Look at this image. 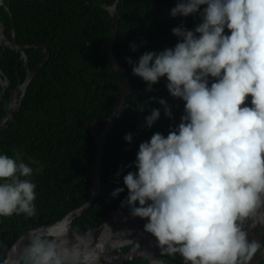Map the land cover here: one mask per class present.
I'll use <instances>...</instances> for the list:
<instances>
[{
  "label": "clouds",
  "instance_id": "9594fccd",
  "mask_svg": "<svg viewBox=\"0 0 264 264\" xmlns=\"http://www.w3.org/2000/svg\"><path fill=\"white\" fill-rule=\"evenodd\" d=\"M197 13L202 22L194 30L172 29L178 38L173 48L145 52L132 66L147 91L166 78L169 94L184 102V114L167 136L157 132L139 144L137 171L123 176L128 195L122 205L131 216L146 218L144 231L155 237L160 257L251 264L264 249L243 228L264 208V0H178L169 15ZM158 103L171 118L166 101ZM159 117L153 109L146 126ZM132 139L131 133L124 137ZM22 155L0 154V217L36 214V185L27 179L33 168ZM123 191L117 187L110 195ZM69 232L58 224L30 234L18 264H100L104 246L87 233ZM147 255L149 264H167Z\"/></svg>",
  "mask_w": 264,
  "mask_h": 264
},
{
  "label": "trees",
  "instance_id": "16d2710c",
  "mask_svg": "<svg viewBox=\"0 0 264 264\" xmlns=\"http://www.w3.org/2000/svg\"><path fill=\"white\" fill-rule=\"evenodd\" d=\"M116 0H4L0 20L16 23L18 43L30 45L26 50L30 69L36 68L44 54L36 46L45 45L49 57L32 79L17 114L0 133V154L22 153L23 162L33 168L28 177L35 185L36 214L0 217V260L14 241L35 225L53 224L73 209L81 206L91 192L90 165L95 155V141L90 130L99 134L111 117L119 98L123 79L108 60L107 43L111 35L112 18L106 7ZM178 0H118L115 14L119 19L113 55L128 76L134 89L146 90V83L132 74V66L145 52L173 48L178 38L172 29L183 26L194 30L201 22L199 13L188 17H170ZM204 6H201V9ZM225 34H229L225 29ZM136 50H131V45ZM19 55L4 51L0 69L16 82L15 65ZM129 60L132 63H129ZM24 78V69L19 66ZM167 82L161 78L152 89ZM214 82L210 78V84ZM147 91V90H146ZM164 99L171 118L158 103ZM251 97L245 104L250 105ZM7 98L0 107L6 111ZM143 106V111L140 107ZM244 105H242L243 107ZM153 109L160 117L149 128L145 117ZM184 102L172 97L167 87L147 96L128 95L122 113L107 134L102 157L100 180L102 190L92 207L74 222L75 229L100 226L128 195L123 176L136 172L135 160L139 144L150 140L157 132L167 136L181 122ZM131 133L132 142L124 137ZM119 172V175L117 173ZM117 187L124 191L116 198L111 193ZM264 245V238L261 240ZM176 261L182 262L178 256ZM124 264H149L147 258H137ZM264 264V260L261 263Z\"/></svg>",
  "mask_w": 264,
  "mask_h": 264
},
{
  "label": "water",
  "instance_id": "95a60500",
  "mask_svg": "<svg viewBox=\"0 0 264 264\" xmlns=\"http://www.w3.org/2000/svg\"><path fill=\"white\" fill-rule=\"evenodd\" d=\"M115 3L110 6L106 7V10L110 14L112 18V23L110 24L111 27V35L107 43V56L108 60L114 69L122 75L123 79V86L117 100L115 109L111 115L106 120V125L101 130L99 134L94 133V124L91 126L90 130L93 134L94 141H95V155L90 165V176L92 180V188L91 192L88 195L86 201L79 207L70 211L67 215H65L59 221L53 224H45V225H35L26 231H24L11 245L8 249L5 259H7L8 264H18L21 259L22 248L24 244H27L28 236L30 234H34L36 231L43 232L44 230L54 227L58 224L67 225L70 227L71 232H69V237L72 234H83L87 233L88 237L92 240L98 241V243L104 246V251L101 255L100 264H113L112 260L116 262L114 264H124L126 261H132L137 258H147L149 261V257L147 255L151 254L153 258H160V249L157 246V242L154 236L150 233L144 231V224L147 222L146 218L141 219L139 217H133L130 214V209L126 205H122V202L119 206L112 211L106 220L98 227L95 228H78L75 229L74 222L75 220L80 217L83 213L87 212L97 198L100 195L102 190V183L100 180V171L102 166V157L105 152L106 146V138L107 134L110 132V129L117 118L123 111L125 106L126 99L129 94L135 93L142 96H147L152 92H156L167 85V82L159 87L152 89L151 91L146 90H139L132 88L126 71L120 67L118 62L116 61L113 55V45L115 43V39L118 33V26H119V19L115 14L116 4ZM4 5L3 0H0V7ZM14 36V33H13ZM30 45H17L16 41L11 43L9 41V34L6 31V28L2 23H0V56L2 55L1 48H9L20 54L22 58L26 59V54L24 53V49L30 48ZM39 50H41L44 54V58L42 62L35 68L34 72H30L27 68V76L19 89L20 98L18 101H15L14 98L10 100L9 107L7 112L0 117V133L7 128L13 117L17 114L19 107L23 101L24 95L28 89L29 84L31 83L32 79L37 74L38 69L45 64L49 57L48 48L43 46H36ZM27 67V64H26ZM0 70V74H1ZM18 91H15L14 95ZM2 94L0 95V102H2ZM139 206V205H137ZM243 228L248 232L249 240H256L261 243V240L264 238V208L258 209L256 213L246 220L243 224ZM138 242L140 245L132 248L127 252H123L121 248L128 244H132ZM262 244V243H261ZM116 251L117 254L115 256H110V253ZM177 256L181 259L178 254ZM264 260V249H261L252 259L251 264H259ZM167 264H179L175 262H168Z\"/></svg>",
  "mask_w": 264,
  "mask_h": 264
},
{
  "label": "flooded vegetation",
  "instance_id": "af4514ba",
  "mask_svg": "<svg viewBox=\"0 0 264 264\" xmlns=\"http://www.w3.org/2000/svg\"><path fill=\"white\" fill-rule=\"evenodd\" d=\"M3 2H4V0H3ZM2 7H4V9H6V11L8 12L9 11V9L7 8V7H5V4L4 5H2L1 7H0V10H1V8ZM9 17H10V23H11V25H10V27L9 26H5L4 25V22L3 21H1L0 20V23H2L3 25H4V27L6 28V31L8 32V34H9V41L12 43L13 41H14V39H15V41H16V44L17 45H26V44H21V43H18V41H17V36H16V23H15V21L13 20V18H12V16L11 15H9ZM13 33H14V36H13ZM28 49V48H27ZM27 49H24V53L26 54V50ZM6 50H10V51H13V50H11V49H9V48H1V51H2V55H3V53H4V51H6ZM16 53V52H15ZM17 54V53H16ZM1 55V56H2ZM19 55V60H18V62L16 63V65H15V76L17 77V80H16V82H14V86H13V84H12V81H10V79L7 77V75L4 73V72H2V70H1V74H0V95L2 94V92H3V95H2V102H0V107L2 106V104H4V102H5V100H6V98H7V105H6V111H5V113L7 112V110H8V107H9V103H10V100L12 99V98H14L15 99V101H18L19 100V98H20V93H19V89H20V87H21V85H23V82H24V80L26 79V76H27V74H28V72H27V68L29 69V71L32 73V72H34V70H35V68L34 69H30V67H29V65H28V57H27V54H26V59H24V58H22L21 57V55L20 54H18ZM0 56V57H1ZM26 64H27V67H26ZM20 65H22V67H23V69H24V78H22L21 79V77H20V75H19V71H18V69H19V66ZM15 91H18L15 95H14V93H15ZM4 113V114H5ZM3 114V115H4ZM2 115V116H3ZM1 117V116H0ZM261 243H262V241H261ZM140 244L138 243V242H135V243H132V244H128V245H126V246H123L122 248H121V250L123 251V252H127V251H129V250H131L132 248H135V247H137V246H139ZM117 254V252L116 251H113V252H111L110 253V256H115ZM177 256V255H176ZM161 259H163V260H165V261H168V262H175V263H179V264H183V260H182V262H178V261H176V257H169V256H163V257H160ZM116 261L115 260H112V263L114 264Z\"/></svg>",
  "mask_w": 264,
  "mask_h": 264
}]
</instances>
